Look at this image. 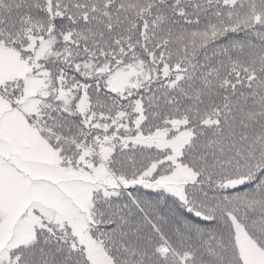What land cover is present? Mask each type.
<instances>
[{
	"label": "snow or ice",
	"instance_id": "1",
	"mask_svg": "<svg viewBox=\"0 0 264 264\" xmlns=\"http://www.w3.org/2000/svg\"><path fill=\"white\" fill-rule=\"evenodd\" d=\"M0 264H264V0H0Z\"/></svg>",
	"mask_w": 264,
	"mask_h": 264
}]
</instances>
